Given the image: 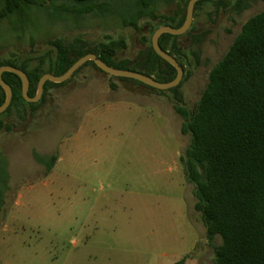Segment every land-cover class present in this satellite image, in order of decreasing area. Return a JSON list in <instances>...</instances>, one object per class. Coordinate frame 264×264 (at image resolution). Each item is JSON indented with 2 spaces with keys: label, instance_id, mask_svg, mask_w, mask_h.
<instances>
[{
  "label": "rangeland",
  "instance_id": "374dc122",
  "mask_svg": "<svg viewBox=\"0 0 264 264\" xmlns=\"http://www.w3.org/2000/svg\"><path fill=\"white\" fill-rule=\"evenodd\" d=\"M182 4H159L156 13L171 15ZM263 10L264 0L198 6L189 29L196 57L174 93L86 65L48 89L22 123L0 132V171H7L9 187L0 212V264H213L221 239L206 238L194 209L183 164L190 136L181 134L173 103L177 97L195 111L213 66ZM138 25L136 31L117 16L61 12L16 17L0 22V61L42 56L56 40L119 41V59L132 60L151 23ZM33 153L57 157L51 172Z\"/></svg>",
  "mask_w": 264,
  "mask_h": 264
},
{
  "label": "trees",
  "instance_id": "16d2710c",
  "mask_svg": "<svg viewBox=\"0 0 264 264\" xmlns=\"http://www.w3.org/2000/svg\"><path fill=\"white\" fill-rule=\"evenodd\" d=\"M117 1L0 0V22L38 12L48 16L61 12L100 19L117 16L122 26L137 31L138 23L148 20L151 23L149 36L142 38L134 59H119L122 42L115 40L98 44L56 40L49 42L53 49L42 56L20 63L0 61V67L12 66L26 74L29 97L35 96L42 75L60 76L87 54L96 55L109 67L142 73L161 83L173 80L175 69L154 53L150 39L161 26L179 28L185 20L189 0H182V6L177 5L171 15L157 14L158 5H173L176 0H125L119 9L111 8ZM224 1H199L194 11L202 4L219 6ZM235 2L239 6L245 0ZM184 36L188 37L186 46L180 41ZM195 41L196 36H191L189 30L183 36L161 35L159 46L175 58L185 74L191 57H196ZM86 65L95 67L92 62L82 67ZM2 79L12 90V101L0 114V132H9L14 125L22 123L35 106L44 101L48 89L66 83L47 82L39 103L32 104L23 99L21 81L16 75L5 72ZM117 79L146 87L131 79ZM176 90L177 87L168 91ZM4 100L0 87V106ZM173 107L183 119L181 134L190 136L183 164L185 178L193 185L194 209L200 214L206 238L219 236L221 239L213 264H264V10L246 21L226 54L213 66L195 111L189 113L177 97ZM33 158L46 168L47 174L57 161L55 156L46 159L36 153ZM7 180L4 168L0 171V212L9 189Z\"/></svg>",
  "mask_w": 264,
  "mask_h": 264
},
{
  "label": "water",
  "instance_id": "95a60500",
  "mask_svg": "<svg viewBox=\"0 0 264 264\" xmlns=\"http://www.w3.org/2000/svg\"><path fill=\"white\" fill-rule=\"evenodd\" d=\"M199 1H219V0H189L186 6L185 20L183 24L179 28H173L171 26H161L154 31L150 39L151 47L154 53L158 57H160L164 62H166L167 64H169L175 69L176 76L173 80L169 82L161 83V82L156 81L152 77L146 76L142 73L133 72L129 70H120V69L109 67L103 61L97 58L96 55L87 54L77 59L74 62V64L64 74L60 76H55L50 73H46L42 75L37 83L35 96L29 97L28 96L29 80L26 74L22 72L21 70H19L18 68H15L12 66H1L0 67V87L2 88L5 94V100L3 104L0 106V114L4 113L7 110V108L10 106L11 101H12V90L10 86L6 84L2 79V74L5 72L14 74L20 79L22 97L27 103H32V104L37 103L41 99L42 94H43L44 85L47 82H50L53 84H62L68 81L71 78V76L80 67H82L86 62H92L94 66L97 69H99L101 72H103L104 74H107L115 78L131 79V80L137 81L145 85L148 88H151L157 91H168V90L176 88L180 84L184 76L183 68L178 64V62L175 60L173 56H171L168 52H165L160 48L159 38L163 34H168L172 36H183L185 33H187V31L190 29L191 24H192L195 4Z\"/></svg>",
  "mask_w": 264,
  "mask_h": 264
}]
</instances>
